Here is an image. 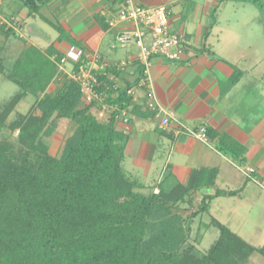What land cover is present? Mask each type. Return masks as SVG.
<instances>
[{"label": "crops", "instance_id": "0c3cea01", "mask_svg": "<svg viewBox=\"0 0 264 264\" xmlns=\"http://www.w3.org/2000/svg\"><path fill=\"white\" fill-rule=\"evenodd\" d=\"M4 1L0 0L9 3ZM132 1L168 7L172 29L186 40L180 61L154 57L147 68L139 47L118 40L122 31L134 27H110L102 11L121 9V0H50L36 14L22 0H11L8 9L12 8L14 28L21 37L18 59L30 46L51 61L57 53L77 47L83 57L96 60L98 68L109 65L108 81L131 92L132 103L117 116L116 128L128 139L124 170L144 195L169 193L181 186L190 190L180 201L196 197L201 205L212 197L204 213L210 212L214 201H240V205L254 201L264 210V189L246 174L254 168L258 177L264 175V72L253 58L251 66L241 67L246 56L236 34H217L219 13L230 0ZM37 16L55 35L40 26L35 32L31 23ZM145 42L148 46L150 39ZM201 129L206 130V141L193 136ZM214 222L218 221L211 225Z\"/></svg>", "mask_w": 264, "mask_h": 264}, {"label": "trees", "instance_id": "16d2710c", "mask_svg": "<svg viewBox=\"0 0 264 264\" xmlns=\"http://www.w3.org/2000/svg\"><path fill=\"white\" fill-rule=\"evenodd\" d=\"M22 1L36 14L50 0ZM243 1L264 9V0ZM62 57L57 53L56 61ZM108 71L96 74V92L103 99L79 109L84 93L77 81L61 95L38 99L57 72L55 62L39 49L28 47L14 64L11 79L21 89L0 114V126L23 98L32 94L37 101L13 124L28 146L21 160H12L0 145V264H248L256 253L264 257V247L248 244L218 222L220 235L206 253L183 248L191 232L184 227L186 219L206 212L212 197L187 218L172 211L185 202L180 200L189 187L150 196L138 191L123 167L127 136L116 128L117 116L132 97L128 87L120 91L108 81ZM142 77L143 70L138 80ZM101 106L115 108L106 121L93 112ZM61 119L74 121L77 128L55 158L43 138ZM32 152L40 153L37 161ZM156 226L160 234L148 235Z\"/></svg>", "mask_w": 264, "mask_h": 264}, {"label": "rangeland", "instance_id": "374dc122", "mask_svg": "<svg viewBox=\"0 0 264 264\" xmlns=\"http://www.w3.org/2000/svg\"><path fill=\"white\" fill-rule=\"evenodd\" d=\"M4 2L9 3L4 5L0 2V61L3 66V71L0 72V114L21 89L11 79L14 64L17 62L16 60L22 49L18 43L21 37L17 36L14 28L17 25L13 20L12 8L8 9L11 0H5ZM223 7L219 13L220 28L217 30V34H236L234 39H237L239 47H242L246 56V60L240 64L241 67L248 68L249 65L251 66L254 61L250 62V60L253 58L255 61L258 60V69L264 72V9L262 10L256 5L243 0H230ZM39 18L41 17L37 16L36 21L31 23L35 32L39 31H37V28L40 26L46 29V32L48 31L50 35H55V31L47 24L40 22ZM36 24L37 26H35ZM236 24H238V29L235 28ZM229 41L230 43L233 41L232 37ZM226 43L229 46V42ZM17 44L19 47L16 46ZM55 65L56 75L46 91L38 96V99L48 95L53 97L61 95L70 82L74 81L69 76V73H71L70 65L60 66L58 61L55 62ZM36 101L37 98L32 94L23 98L9 114L4 125L0 126V145L8 148L12 160L20 161L23 153L28 151V146L22 144L19 139V129H16L13 124L21 122ZM89 103L87 96L84 95L79 109L85 108ZM103 109V106H101L99 110L104 111V113L93 109L94 114L100 121H106L111 113L110 109ZM34 114L41 116L42 112L35 110ZM76 128L77 125L74 121L61 119L58 121L53 134L50 137L43 138V142L48 147V152L52 157L60 158L62 156L66 142L75 133ZM39 154V152H32V160L37 161ZM205 192L209 191L206 190ZM242 203L240 205V201H214L210 212H202L197 220L193 219L191 222L186 219L184 227L186 230L190 229L191 232L183 248L185 250L192 249L196 254L206 253L220 234L219 229L215 225H211L212 221H218L230 227L232 231L240 236L242 235L251 245L264 247V210L259 207L258 202L244 201ZM198 205L200 206V201H196L195 197L194 201H185L175 207L172 213L181 214L188 218L192 213L198 211ZM149 221L151 225H154L151 220ZM161 231L157 226L156 228L151 227L148 235L160 234ZM248 264H264V257L256 253L251 257Z\"/></svg>", "mask_w": 264, "mask_h": 264}, {"label": "built area", "instance_id": "2783aa9c", "mask_svg": "<svg viewBox=\"0 0 264 264\" xmlns=\"http://www.w3.org/2000/svg\"><path fill=\"white\" fill-rule=\"evenodd\" d=\"M121 9L112 11L106 9L102 11V17L110 27H117L121 24H129L134 27L133 30L122 31L118 40L123 44H135L142 51V60L144 66L148 68L150 60L154 57H164L170 61H180L185 53L186 40L180 33L175 32L171 26L170 10L167 6L156 7L136 5L132 0H121ZM150 39L147 46L145 39ZM84 53L77 47H71L62 57L61 65H70L71 73L69 76L80 83L84 95L89 102L93 100L101 101L96 92L100 82L96 74L109 68L104 65L102 68L96 66V60L90 59L88 55L83 57ZM78 66V70L76 67ZM131 94V92H129ZM153 99V97H151ZM150 108L154 103L150 102ZM167 121H165L166 123ZM193 136L199 140L206 141L207 133L205 129L194 132ZM246 174L255 180L264 189V175L258 177L254 168H248Z\"/></svg>", "mask_w": 264, "mask_h": 264}]
</instances>
